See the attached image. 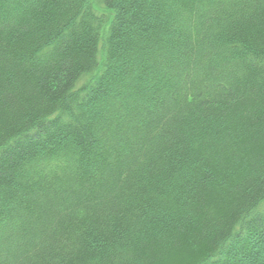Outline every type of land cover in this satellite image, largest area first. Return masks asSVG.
Listing matches in <instances>:
<instances>
[{
    "label": "trees",
    "instance_id": "16d2710c",
    "mask_svg": "<svg viewBox=\"0 0 264 264\" xmlns=\"http://www.w3.org/2000/svg\"><path fill=\"white\" fill-rule=\"evenodd\" d=\"M0 264H264V0H0Z\"/></svg>",
    "mask_w": 264,
    "mask_h": 264
}]
</instances>
